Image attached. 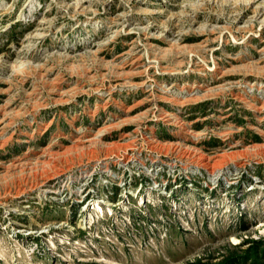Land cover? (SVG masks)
<instances>
[{
    "label": "rangeland",
    "instance_id": "rangeland-1",
    "mask_svg": "<svg viewBox=\"0 0 264 264\" xmlns=\"http://www.w3.org/2000/svg\"><path fill=\"white\" fill-rule=\"evenodd\" d=\"M262 239L264 0H0V264Z\"/></svg>",
    "mask_w": 264,
    "mask_h": 264
},
{
    "label": "trees",
    "instance_id": "trees-1",
    "mask_svg": "<svg viewBox=\"0 0 264 264\" xmlns=\"http://www.w3.org/2000/svg\"><path fill=\"white\" fill-rule=\"evenodd\" d=\"M262 244H264V239L254 241L244 250L243 254H226L220 261L207 264H264V245Z\"/></svg>",
    "mask_w": 264,
    "mask_h": 264
}]
</instances>
